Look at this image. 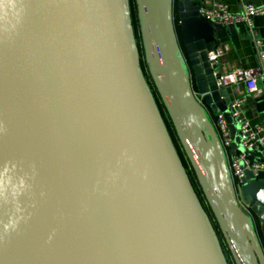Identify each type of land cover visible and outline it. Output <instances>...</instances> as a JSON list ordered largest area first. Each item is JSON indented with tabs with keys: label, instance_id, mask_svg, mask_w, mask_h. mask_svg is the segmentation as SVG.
Masks as SVG:
<instances>
[{
	"label": "water",
	"instance_id": "water-1",
	"mask_svg": "<svg viewBox=\"0 0 264 264\" xmlns=\"http://www.w3.org/2000/svg\"><path fill=\"white\" fill-rule=\"evenodd\" d=\"M133 1L155 96L127 0H0V264H228L156 98L232 264H264V173L237 191L212 121L253 159L214 26L197 0Z\"/></svg>",
	"mask_w": 264,
	"mask_h": 264
},
{
	"label": "built area",
	"instance_id": "built-area-1",
	"mask_svg": "<svg viewBox=\"0 0 264 264\" xmlns=\"http://www.w3.org/2000/svg\"><path fill=\"white\" fill-rule=\"evenodd\" d=\"M199 1V13L213 26H231L237 24H243L250 29L252 33H255L252 26V18L258 15H264V4L252 5L249 3H243L241 9L238 12H230L224 3L207 4ZM176 14L182 10V3L180 0L175 1ZM225 48L215 47L207 52V60L211 64H216L218 58L224 52ZM264 74V70H263ZM216 85L219 88H226L228 86H235L236 88L240 83H244L247 93L258 92L257 78L255 69L246 68H232L230 70L219 71L214 73ZM243 101V98L239 97L229 104L230 115L236 119V123L239 127L238 147L246 151L248 154L253 155V159L248 155L236 151L233 154L229 153V145L232 142V134L228 123L225 120L222 112L213 113L212 121L216 127L219 140L226 150L228 166L234 180L237 191L241 187V179L246 178L248 180L257 178L259 173H264V162L256 158V152H261L260 157H264V127L260 125H250L245 120L239 110V107ZM241 205L247 209L246 206Z\"/></svg>",
	"mask_w": 264,
	"mask_h": 264
},
{
	"label": "crops",
	"instance_id": "crops-1",
	"mask_svg": "<svg viewBox=\"0 0 264 264\" xmlns=\"http://www.w3.org/2000/svg\"><path fill=\"white\" fill-rule=\"evenodd\" d=\"M201 2L224 3L230 12H238L243 3L264 4V0H201ZM252 26L255 33L243 24L214 26V38L219 42V47L225 48L216 64L219 71L232 68L256 70L258 92L248 94L244 83H240L237 88L228 86L224 89L231 101L239 97L243 98L239 110L250 125L264 127V15L254 16ZM234 132L235 137H238V129L235 126ZM260 158L264 159V157ZM240 201L247 206L242 198Z\"/></svg>",
	"mask_w": 264,
	"mask_h": 264
},
{
	"label": "rangeland",
	"instance_id": "rangeland-1",
	"mask_svg": "<svg viewBox=\"0 0 264 264\" xmlns=\"http://www.w3.org/2000/svg\"><path fill=\"white\" fill-rule=\"evenodd\" d=\"M127 2H128L129 13H130V21H131L132 32H133V39H134V43H135L136 49L138 51V56H139L140 68L142 70V73L144 75L145 80L147 81V84H148L149 88L151 89V91L153 93V96H155V92H153V90H152L151 82L148 79V75H147L145 64H144V58H143L140 38H139V34H138V27H137V23H136V20H135L134 1L133 0H127ZM156 104H157L158 110L160 112V115L162 117V120H163V122H164V124H165V126H166V128H167V130H168V132H169V134H170V136L172 138V140H173L174 146H175L176 150L178 151V154H179V156H180V158L182 160L183 166H184V168H185V170H186V172L188 174V177L190 178L192 186L194 187V190L196 191V195H197V197L199 199V202H200V204H201V206L203 208V211H204V213L206 215V218H207L209 224L211 225V227H212V229L214 231V234L216 235V238L218 239V242H219V244H220V246H221V248L223 250V253H224V255H225L226 259H227L228 264H232L231 259H230L229 255L227 253L226 248H225V245L223 244V242L221 240V237H220V235L218 233V230H217V228H216V226L214 224L212 216L209 213V211L207 209V206H206V204H205V202H204V200H203V198L201 196V193L198 190V187H197L196 182H195V180L193 178V175H192V172H191V170H190V168L188 166V163H187L186 159L184 158V156L182 154V151H181V149H180V147L178 145V142H177V140L175 138L173 129L171 127V124H170V122H169V120H168V118L166 116L165 111L161 107L160 102L158 101L157 98H156Z\"/></svg>",
	"mask_w": 264,
	"mask_h": 264
},
{
	"label": "trees",
	"instance_id": "trees-1",
	"mask_svg": "<svg viewBox=\"0 0 264 264\" xmlns=\"http://www.w3.org/2000/svg\"><path fill=\"white\" fill-rule=\"evenodd\" d=\"M135 20H136V23H137V19H136V16H135ZM138 27V26H137Z\"/></svg>",
	"mask_w": 264,
	"mask_h": 264
}]
</instances>
